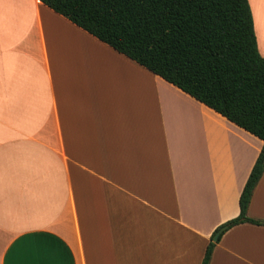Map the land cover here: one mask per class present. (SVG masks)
I'll use <instances>...</instances> for the list:
<instances>
[{
	"label": "crops",
	"instance_id": "obj_1",
	"mask_svg": "<svg viewBox=\"0 0 264 264\" xmlns=\"http://www.w3.org/2000/svg\"><path fill=\"white\" fill-rule=\"evenodd\" d=\"M262 147L38 0H0V264H201ZM247 217L264 222V172ZM209 264H264V225Z\"/></svg>",
	"mask_w": 264,
	"mask_h": 264
},
{
	"label": "trees",
	"instance_id": "obj_2",
	"mask_svg": "<svg viewBox=\"0 0 264 264\" xmlns=\"http://www.w3.org/2000/svg\"><path fill=\"white\" fill-rule=\"evenodd\" d=\"M55 14L151 74L176 87L263 142L238 200L239 214L214 235L247 217L264 172V58L247 0H38ZM217 240V241H218Z\"/></svg>",
	"mask_w": 264,
	"mask_h": 264
},
{
	"label": "water",
	"instance_id": "obj_3",
	"mask_svg": "<svg viewBox=\"0 0 264 264\" xmlns=\"http://www.w3.org/2000/svg\"><path fill=\"white\" fill-rule=\"evenodd\" d=\"M221 231H223V229H221L220 231H218V232L214 235V237H213V239H212V242H213V243H215V242L218 240V237H219V234L221 233Z\"/></svg>",
	"mask_w": 264,
	"mask_h": 264
},
{
	"label": "rangeland",
	"instance_id": "obj_4",
	"mask_svg": "<svg viewBox=\"0 0 264 264\" xmlns=\"http://www.w3.org/2000/svg\"><path fill=\"white\" fill-rule=\"evenodd\" d=\"M248 1V0H247ZM249 4V3H248ZM256 32L258 33V30H256Z\"/></svg>",
	"mask_w": 264,
	"mask_h": 264
}]
</instances>
